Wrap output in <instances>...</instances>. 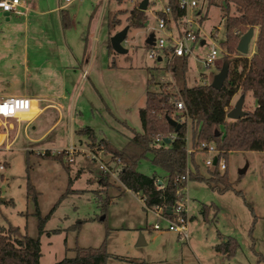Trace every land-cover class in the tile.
I'll return each instance as SVG.
<instances>
[{
    "label": "rangeland",
    "instance_id": "obj_1",
    "mask_svg": "<svg viewBox=\"0 0 264 264\" xmlns=\"http://www.w3.org/2000/svg\"><path fill=\"white\" fill-rule=\"evenodd\" d=\"M140 1L72 0L68 30L60 27L57 12L44 10L50 5L48 1L30 12L11 15L9 24L0 13V29L6 37L0 41V94L10 87L14 95L44 93L53 103L27 126L25 120H12V124L0 120V134L11 142L9 148L2 146L0 150V161L6 162L0 170V225L12 224L19 233L39 236V264H53L72 256L75 246L102 242L110 254L106 264H264V151L233 150L226 157L220 156L232 185L224 192L210 188L205 180H187L188 239L182 240L172 231L154 230L155 216L146 210L139 194L104 173L91 152L107 163L114 157L101 148L88 147L87 136L74 132L89 126L97 139L104 138L117 149L126 146L131 129L140 130L138 108L144 104L146 80L151 73L154 82L149 84L150 89L168 90L173 98H179L170 70L177 59L154 60L148 57L145 43L150 32L167 34L157 28L156 21V11L163 9L166 0H148L143 26H130L122 41L125 52L107 49L110 36L127 25L128 11ZM196 1L189 15L192 18L198 14L202 19L194 17L197 22L192 28L206 44L195 43L187 57L188 85L210 83L218 66L243 55L236 46L230 52L221 44L225 27L219 2ZM229 13L235 14L233 3L229 4ZM113 14L119 23L108 28V18ZM170 26L173 34L177 23ZM86 33L89 42L91 35L96 37L95 55L89 71L82 74L87 60ZM211 45L220 55L215 64L204 67L202 58ZM253 46L254 36L244 55L249 57ZM240 66L238 62V70ZM240 94L237 91L233 95L230 108ZM44 103L41 100L39 106ZM56 106L61 111L59 118ZM254 106L255 99L247 91L242 108L251 110ZM71 146L78 150L69 153L67 148ZM186 149H192L189 122ZM45 150L61 152L57 153L61 160L40 156ZM212 155L206 150L194 153L206 177L212 167H206L204 160ZM150 158L147 152L135 169L148 175L160 173ZM113 166L120 168V163ZM188 168L192 169L191 164ZM27 181L37 192L35 201L26 195ZM7 200L13 203L6 204ZM40 217H44L43 232L38 233ZM140 235L143 244H137ZM230 239L234 242L232 254L216 250L217 244Z\"/></svg>",
    "mask_w": 264,
    "mask_h": 264
},
{
    "label": "trees",
    "instance_id": "obj_2",
    "mask_svg": "<svg viewBox=\"0 0 264 264\" xmlns=\"http://www.w3.org/2000/svg\"><path fill=\"white\" fill-rule=\"evenodd\" d=\"M120 2L121 0H116ZM207 4L219 2L224 19L225 40L223 44L228 51H234L236 43L242 33L250 27H256L255 49L248 57L241 55L228 63L227 77L219 89L213 88L209 83H193L188 85L185 73L187 71L188 55L176 56L177 62L171 65L179 98L183 102V109L174 106L173 95L168 90L150 89L148 86L154 81L151 73L146 80L145 100L143 106L138 108L140 130L131 129L127 145L117 149L104 138L97 139L93 129L89 126L75 130L76 133L87 136V146L101 148L111 157L120 160L121 168L118 179L126 189L137 193L143 203L151 207L161 205L165 209L173 205L178 195L176 191L184 185L179 177L188 170V180H205L209 187L224 192L232 188L226 171H219L217 166L207 169L206 177L199 170V164L194 159L196 151L204 152L206 148H200V143H212L217 158L226 157L229 151H264V0H206ZM234 4L235 14L229 13V4ZM170 8V15L174 22L184 14L177 0H166ZM134 5L126 16L128 27H141L145 17L144 10ZM60 22L63 29L69 27L70 19L64 9L59 11ZM159 16H164L162 10H157ZM199 17L198 20H201ZM119 23V19L113 14L108 18L107 27L113 28ZM214 36V35H213ZM149 47V44H146ZM111 49L110 44H107ZM238 62H241L238 70ZM220 66H218L219 68ZM240 91L245 94L249 91L255 99V106L251 110L236 119L227 122L226 113L230 109V101L233 95ZM166 116H170L180 122L177 130L171 126ZM190 124V145L192 151L186 154V129ZM223 126L220 130L219 126ZM159 137L158 142L155 138ZM164 138H169L164 142ZM61 151V150H60ZM149 152L150 161L160 169V173L151 175L139 172L135 169L137 161ZM54 152L45 150L39 155L60 159ZM67 166V164H65ZM207 167V166H206ZM225 169V168H224ZM158 180L160 184L157 185ZM264 189V184H263ZM238 192V191H236ZM33 185L27 181L26 195L36 200ZM6 204H12L7 200ZM205 213V208H202ZM169 215V214H167ZM264 219V216H263ZM44 217L39 218L38 233L43 232ZM216 250L227 255L233 253L234 242L230 239L226 243L217 244ZM72 256H64L53 264H106L110 254L106 251L104 243L97 246H75ZM41 256L39 236H30L27 233H19V228L12 224L0 225V264H39ZM114 258H124L113 255Z\"/></svg>",
    "mask_w": 264,
    "mask_h": 264
},
{
    "label": "built area",
    "instance_id": "obj_3",
    "mask_svg": "<svg viewBox=\"0 0 264 264\" xmlns=\"http://www.w3.org/2000/svg\"><path fill=\"white\" fill-rule=\"evenodd\" d=\"M180 8L184 10V14L179 18L177 23V27H175V32L172 34L171 32V23L174 24V20L169 17L170 8L165 5L162 9L164 16H158L157 28L165 30L167 32L166 36H156L154 34V43L147 47V55L154 60L161 61L162 59H169L176 56L189 55L192 51V47L195 43H199L201 46L206 44V40L204 37L200 36L197 31L193 30L192 25L197 21L199 15L191 16L189 15V10L195 9L197 6L196 0H177ZM23 4V0H0V10L3 12H13L18 13V7ZM216 32V31H215ZM216 36V33L214 34ZM220 55V51L214 46L211 45L204 54L202 58V63L204 67H210L215 64L216 60ZM174 106L181 110L183 109V102L180 98H173ZM31 108V100L26 96H10L0 99V120H8L11 118L16 119L17 121L23 120L18 119V113H22L28 111ZM27 119L26 121H28ZM2 135V134H0ZM160 140L159 137L155 138V141L158 142ZM11 142H6L5 136L2 135L0 138V150L2 146L4 148H9ZM206 148V151H210L213 155L204 160V164L208 167L217 166L218 169L224 170L225 164L222 160H219L216 156V151L214 150L212 143H200V148ZM69 149V153L75 152L76 149L74 146H71ZM80 150V149H79ZM192 149H186L187 156L190 154ZM92 157L95 160H98L100 169L110 176H113L116 180L118 179V172L121 168V163L119 158H112L109 163L105 161H101L99 157L95 156L93 152H91ZM216 156V163L213 164V157ZM71 160V159H70ZM111 162V164H110ZM120 163V168H113L114 164ZM6 165L5 161H0V170H2ZM188 166L186 167L185 173L179 177V180L184 182V185L177 189L176 194L178 197L176 198L173 205L170 206V212L167 213L166 209L161 205H153L151 207L146 206L144 203V207L146 210L152 212L155 216V221L152 224V228L157 231L168 230L177 234V236L182 240L188 239V198L184 192L185 184L188 180ZM160 181V180H158ZM160 184V183H159ZM157 182V185H159ZM143 202V201H142ZM169 214V215H167ZM164 223V225L161 224Z\"/></svg>",
    "mask_w": 264,
    "mask_h": 264
},
{
    "label": "crops",
    "instance_id": "obj_4",
    "mask_svg": "<svg viewBox=\"0 0 264 264\" xmlns=\"http://www.w3.org/2000/svg\"><path fill=\"white\" fill-rule=\"evenodd\" d=\"M47 1L50 3V5L47 6V9H44V10H47V11H50V12H53V11L54 12H57V15H58V19H59V23H60V27L61 28H62V26H61V22H60V13H59V11L61 9H64V10H66L68 12L69 19H70V25H69V27H67V28L64 29V30H68L71 27V13H70V9L68 7H69L70 2L72 0H63L64 2H62V0H23V4L18 7V10H19L18 13H13V12L7 13V12H3L1 10H0V13L4 17L6 23L9 24V22H10V16L11 15H14L15 16V15L21 14L23 12H30V11H32L37 6V4L46 3ZM147 3H148V1H147ZM14 22H15V20L13 21V23ZM1 26L3 27V25H1V23H0V27ZM7 28H8V26H7ZM252 28H253V36H254V40H255V35H256L255 29H256V27H252ZM6 30L9 31V29H6ZM3 34H4V31L2 29H0V41L1 40H4L6 38ZM95 39H96V37L93 34V35H91V41L89 42L88 41V33H86V35H85V42H86L85 51L87 53V55H86L87 60L84 63L85 68H84V71L82 72V74H84L86 70L88 72L89 69H90V67H91V65H92V63H93L94 55H95V42H94ZM88 42L90 44L89 47H88ZM107 49H108V47H107ZM254 49H255V43H254L253 49L249 53L251 54L254 51ZM9 69L10 70H13L14 67L11 66V68H9ZM7 75H10V71H9V73ZM63 83L64 82H62V84ZM13 91H14L13 88L10 89V87H8V92L7 93L6 92L5 93H1L0 94V99L5 98V97H10V96H26V97L30 98V100H31V108L29 110H31L32 108L35 109L34 114L31 117H29V118L24 117L23 116L24 114H19L18 119H23L25 121L27 119H29L28 121H26L25 126H27L29 124V122H31L45 107H48V106L53 105V103H51L49 101L50 98L46 94H44V93H32V92H28L31 95H14ZM10 93H13V94H10ZM4 94H8V95H4ZM41 100L44 101L45 103L40 107L39 106V102ZM73 112H74V109L70 113L73 114ZM60 116H61V111L58 108V118ZM12 120L17 121L16 119L11 118V119H8V122H11V124H12V122H13ZM19 121H21V120H19ZM139 124H140V122H139ZM74 132H75V130H74ZM1 137H2V135H0V138ZM128 191H130V190H128Z\"/></svg>",
    "mask_w": 264,
    "mask_h": 264
},
{
    "label": "water",
    "instance_id": "obj_5",
    "mask_svg": "<svg viewBox=\"0 0 264 264\" xmlns=\"http://www.w3.org/2000/svg\"><path fill=\"white\" fill-rule=\"evenodd\" d=\"M147 1L148 0H141L138 3V9L140 10H145L146 6H147ZM128 25L122 27L121 29L117 30L115 33H113L110 38H109V44L110 47L112 48L113 51L116 52H125L126 49L123 48L122 46V41L125 40L126 37V33L128 30ZM253 36V28L250 27L248 28L244 33H242L238 39V42L236 44V50L240 53V54H247L248 52V44L250 39ZM145 43L152 45L154 43V33L150 32L148 34V36L145 38ZM159 60V58H158ZM227 73H228V63L227 61H224L221 66L219 67L218 71L216 73L213 74L212 79L210 81V86H212L213 88L219 89L222 85V83L224 82V80L227 77ZM244 101V94H240L237 98V100L235 101V103L233 104V106L228 110V112L226 113V118H229L231 120H236L240 117H242L246 111L242 108V104ZM166 120L167 122L174 127V130H177L180 126V122L177 121L176 119L170 117V116H166ZM164 142H168L169 138H164L163 139ZM216 163V156L213 157V164ZM245 170V167L242 169H239V173H243ZM160 183V181H158V184ZM140 195V193H139ZM1 200H3L1 198ZM170 206L167 207L166 212L169 213L170 212ZM144 240L142 238V235L139 236L137 244H143Z\"/></svg>",
    "mask_w": 264,
    "mask_h": 264
},
{
    "label": "bare ground",
    "instance_id": "obj_6",
    "mask_svg": "<svg viewBox=\"0 0 264 264\" xmlns=\"http://www.w3.org/2000/svg\"><path fill=\"white\" fill-rule=\"evenodd\" d=\"M34 112H35V109L32 108L31 110L25 111V113L24 112L18 113L17 115L19 117V114H24L23 115L24 117L29 118V117H31L34 114Z\"/></svg>",
    "mask_w": 264,
    "mask_h": 264
}]
</instances>
